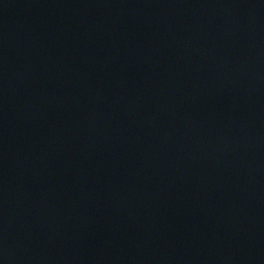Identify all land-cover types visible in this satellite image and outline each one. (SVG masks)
<instances>
[{
    "label": "water",
    "instance_id": "1",
    "mask_svg": "<svg viewBox=\"0 0 264 264\" xmlns=\"http://www.w3.org/2000/svg\"><path fill=\"white\" fill-rule=\"evenodd\" d=\"M0 264H264V0H0Z\"/></svg>",
    "mask_w": 264,
    "mask_h": 264
}]
</instances>
